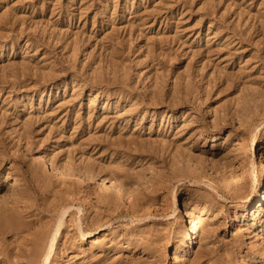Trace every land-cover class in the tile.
I'll return each mask as SVG.
<instances>
[{
    "label": "rangeland",
    "instance_id": "1",
    "mask_svg": "<svg viewBox=\"0 0 264 264\" xmlns=\"http://www.w3.org/2000/svg\"><path fill=\"white\" fill-rule=\"evenodd\" d=\"M259 149L264 0H0V264H264Z\"/></svg>",
    "mask_w": 264,
    "mask_h": 264
},
{
    "label": "bare ground",
    "instance_id": "2",
    "mask_svg": "<svg viewBox=\"0 0 264 264\" xmlns=\"http://www.w3.org/2000/svg\"><path fill=\"white\" fill-rule=\"evenodd\" d=\"M256 133H254L251 138H250V147L252 150H255L257 148L256 145ZM256 145V146H255ZM38 161H46L48 165L52 168V170L60 169L65 172H71V173H76L80 175L81 177H84L88 179L89 181H94L98 183L104 191H108V188L111 190L115 189H124L127 191H130L132 189V186L129 185L127 182H121L118 179H110L107 177H101L99 173H95L92 171L87 166H81V165H73L68 162L66 163H58L57 161H53L54 159H51L48 157V154L45 150H41L38 153ZM258 156H259V166L260 169L258 171V174H256V178L254 180V185L252 187V191L255 192L256 196L259 197L260 194L263 193L264 195V153L261 149L258 151ZM253 160L250 162V167H254L257 164V158L256 155H253ZM124 159V158H123ZM203 162L207 166V170L209 172V176L213 179L215 182L216 187H220L224 183V179L221 176L220 173H218V170L216 169L215 165L208 160H203ZM253 170V169H251ZM255 171V170H253ZM109 185V186H107ZM108 187V188H107ZM264 196L260 197L261 199L258 200L257 204L258 206H261V202ZM197 199L196 197H190V196H184L182 199H179L177 193H173L169 199V204H170V216H174V219L176 220L178 227L180 229L184 230V234H182L181 238L178 240L179 242H183L185 240L189 241V246L191 247L192 245V236L189 234L188 230V224H190V227L192 229V232L196 236L197 231H196V224L195 220L192 215V211H190V207L192 206V203ZM196 202V201H195ZM255 217V216H254ZM62 226V219H59L52 232L50 233L48 237V241L45 247V250L42 254V259H41V264H50L55 252H56V246H57V240L60 236V230ZM191 232V231H190ZM198 236V235H197ZM196 238V237H195ZM198 238V237H197ZM189 247V248H190ZM191 250V249H190Z\"/></svg>",
    "mask_w": 264,
    "mask_h": 264
}]
</instances>
